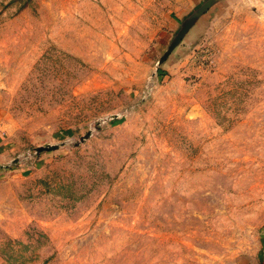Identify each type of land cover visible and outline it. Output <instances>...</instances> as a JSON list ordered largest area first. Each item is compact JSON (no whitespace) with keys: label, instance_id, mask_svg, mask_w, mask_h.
<instances>
[{"label":"rangeland","instance_id":"374dc122","mask_svg":"<svg viewBox=\"0 0 264 264\" xmlns=\"http://www.w3.org/2000/svg\"><path fill=\"white\" fill-rule=\"evenodd\" d=\"M0 264H264V0H0Z\"/></svg>","mask_w":264,"mask_h":264},{"label":"water","instance_id":"95a60500","mask_svg":"<svg viewBox=\"0 0 264 264\" xmlns=\"http://www.w3.org/2000/svg\"><path fill=\"white\" fill-rule=\"evenodd\" d=\"M89 135V133H87L86 134V136H84V137H82L81 138V140H83L85 137H87ZM56 148V146H50V145H48V146H41V147H38L36 150H37V152H40V151H42V150H51V149H55Z\"/></svg>","mask_w":264,"mask_h":264}]
</instances>
